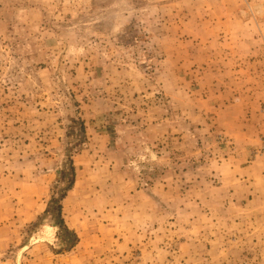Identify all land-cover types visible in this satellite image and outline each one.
<instances>
[{
  "label": "rangeland",
  "instance_id": "obj_1",
  "mask_svg": "<svg viewBox=\"0 0 264 264\" xmlns=\"http://www.w3.org/2000/svg\"><path fill=\"white\" fill-rule=\"evenodd\" d=\"M0 264H264V0H0Z\"/></svg>",
  "mask_w": 264,
  "mask_h": 264
},
{
  "label": "trees",
  "instance_id": "obj_2",
  "mask_svg": "<svg viewBox=\"0 0 264 264\" xmlns=\"http://www.w3.org/2000/svg\"><path fill=\"white\" fill-rule=\"evenodd\" d=\"M74 123L77 127L74 135L79 138L77 143H83V141H85L84 123L79 118H77ZM72 151V148L69 149V147H67L69 158L66 157L64 168L56 181L55 189L53 190L49 205L45 211V214H53L51 224L53 227L57 228V238L59 240V244L68 249L72 248L78 242L76 234L67 228L61 218V202L65 198L66 192L72 188L73 178L75 175L73 162L70 157Z\"/></svg>",
  "mask_w": 264,
  "mask_h": 264
},
{
  "label": "bare ground",
  "instance_id": "obj_3",
  "mask_svg": "<svg viewBox=\"0 0 264 264\" xmlns=\"http://www.w3.org/2000/svg\"><path fill=\"white\" fill-rule=\"evenodd\" d=\"M259 13V12H258Z\"/></svg>",
  "mask_w": 264,
  "mask_h": 264
}]
</instances>
